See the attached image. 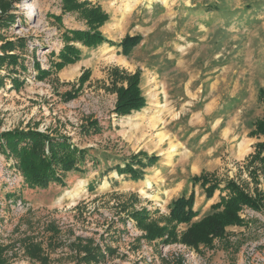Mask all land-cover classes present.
<instances>
[{"label":"rangeland","instance_id":"1","mask_svg":"<svg viewBox=\"0 0 264 264\" xmlns=\"http://www.w3.org/2000/svg\"><path fill=\"white\" fill-rule=\"evenodd\" d=\"M88 1L108 13L100 28L108 40L138 35L139 43L127 54L106 42L77 43L78 62L39 79L33 59L47 69L63 31L85 25L70 13L56 21L60 0H0L15 15L0 27V53L13 40L18 55L17 64L0 66V131L36 128L87 150L81 172L45 188L28 187L0 152L3 264H264V203L243 209V225L198 249L150 241L129 216L146 208L160 221L173 199L193 190V221L200 219L220 198L193 185L201 174L264 193V176L254 180L249 163L264 141L251 132L264 118V0ZM114 70L140 71L143 109L114 113V84H125ZM92 120L95 130L82 128ZM138 153L136 179L119 174L116 166Z\"/></svg>","mask_w":264,"mask_h":264},{"label":"trees","instance_id":"2","mask_svg":"<svg viewBox=\"0 0 264 264\" xmlns=\"http://www.w3.org/2000/svg\"><path fill=\"white\" fill-rule=\"evenodd\" d=\"M0 7V27H9L15 23V15L10 13L12 7L8 2L0 3ZM67 13L76 14L85 27L66 28L63 31V45L56 53L57 60L47 69L42 68L39 62L33 59L36 77L39 79L51 73V68L59 71L67 65L78 62L81 51L77 43L86 48H95L106 42L110 46H120L122 52L127 54L141 39L138 35H128L118 43L108 40L100 28L108 21L109 15L100 5L88 0H60V13L51 16L61 22L63 15ZM14 44L13 40L3 43L0 66L5 62L17 64L18 55L13 52ZM51 54L55 55L53 51ZM88 75L89 71H84L79 80L83 82ZM113 75L125 81V84H114L113 89L116 92L114 113L121 117L143 109L146 106V99L140 88V71L125 73L114 70ZM13 81L17 83L16 78ZM260 95L264 96L262 89H260ZM96 126H98L97 123L92 120L82 125V128L95 130ZM251 132L252 135H260L264 138V118L255 121ZM86 151L85 148L73 145L68 136L43 133L36 128L0 131V152L7 158L15 160L14 170L20 172L23 182L30 188H45L50 183H63L67 173L81 172ZM140 154L126 159L123 167L116 166L118 173H132L136 179L138 175L133 166L142 162ZM148 158L151 159L153 156ZM249 163L254 180H256L257 172L264 176V141L256 144ZM192 181L193 185L199 183L207 198L212 197L216 190L219 191L220 198L210 205L211 212L193 221L198 215V210L193 208L195 198L193 190L188 195L181 194L173 199L168 214L160 221L153 219L146 208L132 211L129 214L130 218L138 228L144 231L148 240L161 239L164 244L179 241L194 249H198L200 245L209 247L215 239L225 236L228 226L244 224L241 217L243 209L259 211L264 203V193L260 189L254 188L253 192H249L234 180H228L220 186L218 181L212 180L207 174H201L193 177ZM222 192L225 193L221 195ZM180 225H185V228L179 230ZM3 252L4 249L0 245V264L4 262Z\"/></svg>","mask_w":264,"mask_h":264},{"label":"bare ground","instance_id":"3","mask_svg":"<svg viewBox=\"0 0 264 264\" xmlns=\"http://www.w3.org/2000/svg\"><path fill=\"white\" fill-rule=\"evenodd\" d=\"M143 83H144V82H143ZM162 142H163V141H162ZM170 144H171V143H170ZM170 146H171V147H170V148H171V151H172V152H175L176 145H172V144H171ZM149 185H150V181H148V183H147V186H148V187H149Z\"/></svg>","mask_w":264,"mask_h":264},{"label":"crops","instance_id":"4","mask_svg":"<svg viewBox=\"0 0 264 264\" xmlns=\"http://www.w3.org/2000/svg\"><path fill=\"white\" fill-rule=\"evenodd\" d=\"M224 135H227V134H224ZM239 148H240L239 151L241 152V150H243V146L241 145Z\"/></svg>","mask_w":264,"mask_h":264}]
</instances>
